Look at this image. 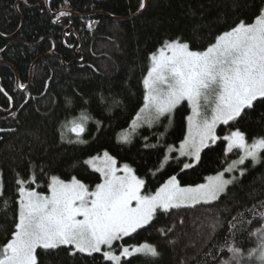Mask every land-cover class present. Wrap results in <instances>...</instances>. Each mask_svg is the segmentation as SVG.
<instances>
[{"label": "trees", "instance_id": "obj_1", "mask_svg": "<svg viewBox=\"0 0 264 264\" xmlns=\"http://www.w3.org/2000/svg\"><path fill=\"white\" fill-rule=\"evenodd\" d=\"M140 3L28 0L25 4L24 0H0V88L4 89L0 92V173L6 196L15 192L17 175L27 179L31 171L38 181L32 187L44 194L51 175L64 180L76 176L94 188L100 182L99 173L87 165H72L105 151L145 178L149 192L174 174L182 185L201 183L239 156L238 150L225 155V143L218 141L201 153V161L191 169L181 172L182 163L187 162L182 157L161 168L168 146H177L186 135V117L191 112L187 102L177 106L172 123L162 118L153 127H141L131 143L120 142L119 134L143 106V79L150 69V56L166 40L180 37L189 41L193 50H204L240 19L251 22L264 7V0H150L144 14L128 21L116 22L107 15L126 18L140 11ZM62 9L95 15L57 21L56 13ZM15 74L24 88L16 86ZM113 100L120 103L114 105ZM262 114L264 107L238 125L249 142L264 135ZM82 116L87 117L83 121L86 131L78 138L70 127L73 121L81 122ZM232 130L222 125L219 136ZM77 139L83 142H71ZM246 164L249 170L242 183L231 188L219 206L173 210L171 216H159L153 225L125 238V245L148 242L160 252L158 258L138 254L131 264H198L205 252L213 250L212 245L204 246L202 236L212 217L219 215V208L226 205L232 209L231 215H237L232 198L250 205V191L264 192V162L254 168L250 160ZM40 168L45 170L43 176ZM12 207L9 217L15 210L14 204ZM229 219L225 214L224 220ZM11 223L0 214V247L10 238ZM263 225L264 221H255L250 228ZM227 232L225 224L212 244H222ZM242 239L246 249L256 246V237L245 233ZM37 256L39 264H106L100 254L70 256L63 249L49 253L37 249Z\"/></svg>", "mask_w": 264, "mask_h": 264}, {"label": "snow or ice", "instance_id": "obj_2", "mask_svg": "<svg viewBox=\"0 0 264 264\" xmlns=\"http://www.w3.org/2000/svg\"><path fill=\"white\" fill-rule=\"evenodd\" d=\"M139 8H145L144 0ZM150 59L151 67L143 79V106L131 121L132 131L142 123L151 127L162 118L172 123L177 106L187 101L191 109L186 117L187 134L178 150L167 148L168 153L178 151L179 157L189 158V162L182 163L181 172L198 164L201 153L218 141L225 143V155L238 149L239 157L204 182L182 185L174 174L153 192L146 190L145 178L128 163L119 165L107 151L72 165H87L99 173L100 182L94 188L76 176L66 181L51 175L46 185L48 194H44L32 187L38 181L35 171H31L27 179L18 174L15 192L6 196L0 173V214L12 222L10 238L0 247V264H39L37 249L46 253L63 249L70 256L100 254L106 264H131L138 254L158 258L157 246L148 242L125 245V238L153 225L159 216H171L173 210L219 206L247 175L246 161L250 160L253 168L264 162V135L249 143L238 126L264 107V7L251 22L240 19L221 32L204 50H193L189 41L177 37L166 40ZM119 103L113 100L114 105ZM86 119L82 116L81 122H72L71 132L78 138L86 131ZM261 120L264 122V114ZM219 125L234 130L221 137L217 134ZM119 139L131 143V134L122 133ZM170 158L165 156L166 160ZM39 170L43 176L45 170ZM247 195L253 201L250 205L232 198L237 215H231L232 209L225 205L219 208L218 216L212 217L202 241L205 247L212 245L213 250L205 252L198 264H264V228H250L253 222L264 221V192L253 189ZM13 204L15 210L9 217ZM225 214L230 217L228 221L224 220ZM225 224L228 232L223 243L212 244ZM245 233L257 238L255 247H244Z\"/></svg>", "mask_w": 264, "mask_h": 264}, {"label": "rangeland", "instance_id": "obj_3", "mask_svg": "<svg viewBox=\"0 0 264 264\" xmlns=\"http://www.w3.org/2000/svg\"><path fill=\"white\" fill-rule=\"evenodd\" d=\"M151 64H152V62H150V67H151ZM149 67V68H150ZM184 102H187V101H184ZM184 102H182V103H184ZM181 103V104H182ZM188 104V103H187ZM190 107V106H189ZM190 111H191V109H190ZM190 114H191V112H190ZM144 126H148L147 124H141V126L140 127H138L137 129H136V131L139 129V128H141V127H144ZM153 126H155V124H153L151 127H153ZM220 126H222V125H219L218 127H217V134L219 135V132H218V128L220 127ZM71 127H72V125H71ZM70 127V128H71ZM149 127V126H148ZM136 131L135 132H133L132 131V129H131V124H130V126L127 128V129H125L124 131H122V133H125V132H128V133H130L131 134V138L134 136V134L136 133ZM122 133H120L119 134V137H120V135L122 134ZM186 134H187V132H186ZM181 142V141H180ZM180 142H179V144L176 146H174V145H171V147L173 148V149H176V150H178L179 149V145H180ZM249 142V141H248ZM249 143H251V142H249ZM235 150H238V149H234L232 152H234ZM239 151V150H238ZM231 152V153H232ZM104 152H102L101 154H99V156H102V154H103ZM230 154V153H229ZM241 153H240V151H239V155H240ZM96 156H98V155H96ZM166 156H170L171 158L170 159H164L163 160V162H162V164H161V168H163V167H165L171 160H173V159H175V158H179V152L178 151H173V152H171V153H168V151H167V154H166ZM93 157V156H92ZM239 157V156H238ZM238 157H235V159H232L231 161H233V160H236ZM91 158V157H90ZM182 158H186L187 159V162H189V158L188 157H182ZM89 159V158H88ZM230 161V162H231ZM229 162V163H230ZM119 164V163H118ZM119 165H123V164H119ZM90 167V166H89ZM91 168V167H90ZM92 169V168H91ZM215 175V174H214ZM227 175V174H226ZM67 181V180H66ZM205 181V180H204ZM203 181V182H204ZM46 194H48V192L46 193ZM261 228H264V225L263 226H261ZM256 242H257V238H256ZM151 244V243H150ZM154 245V244H153ZM255 264H260V262L259 261H256L255 262Z\"/></svg>", "mask_w": 264, "mask_h": 264}, {"label": "water", "instance_id": "obj_4", "mask_svg": "<svg viewBox=\"0 0 264 264\" xmlns=\"http://www.w3.org/2000/svg\"><path fill=\"white\" fill-rule=\"evenodd\" d=\"M144 2H145V8L143 9V10H140L138 13H136V14H134V15H130V16H128V17H126V18H123V17H114V16H112V15H110V14H107L110 18H112L114 21H128V19H133V18H136V17H139L140 15H142V14H144V12L148 9V7H149V5H150V0H144ZM93 14H95V13H91L90 15H93ZM100 14H102V13H100ZM84 16H88V15H84ZM83 16V17H84ZM97 25V22H95L94 23V26H96ZM52 54H53V52H52ZM52 54H50V55H52ZM37 64V62H35L34 64H33V66L31 67V70H30V82H29V84H28V88H29V86H30V83H31V81H32V79H33V70H34V67H35V65ZM16 84H17V86L19 85V78H18V75H17V82H16ZM19 87V86H18ZM27 88V89H28ZM27 89H23V90H27Z\"/></svg>", "mask_w": 264, "mask_h": 264}, {"label": "flooded vegetation", "instance_id": "obj_5", "mask_svg": "<svg viewBox=\"0 0 264 264\" xmlns=\"http://www.w3.org/2000/svg\"><path fill=\"white\" fill-rule=\"evenodd\" d=\"M46 1V0H45ZM66 10V9H64ZM60 12H65V13H68L67 11H63V9L60 11ZM56 13V17H59L58 19L56 18L57 21H63V20H66L68 22L72 21V17H75V16H71V15H66V16H59V13ZM69 14V13H68Z\"/></svg>", "mask_w": 264, "mask_h": 264}, {"label": "bare ground", "instance_id": "obj_6", "mask_svg": "<svg viewBox=\"0 0 264 264\" xmlns=\"http://www.w3.org/2000/svg\"><path fill=\"white\" fill-rule=\"evenodd\" d=\"M63 11H67L68 13H69V15H71V16H75V17H82V18H84V17H88V16H90V14H83V15H80V14H76V13H72V12H70L69 10H64L63 9ZM100 14V13H99ZM84 15H88V16H84ZM93 15H95V14H93ZM84 16V17H83ZM16 75V82H17V74H15ZM16 86H17V84H16ZM19 86V85H18ZM18 88H20V86L18 87Z\"/></svg>", "mask_w": 264, "mask_h": 264}]
</instances>
